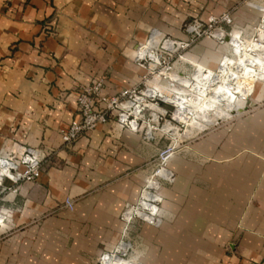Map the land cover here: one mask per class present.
<instances>
[{
    "label": "crops",
    "instance_id": "crops-1",
    "mask_svg": "<svg viewBox=\"0 0 264 264\" xmlns=\"http://www.w3.org/2000/svg\"><path fill=\"white\" fill-rule=\"evenodd\" d=\"M237 1L0 0V154L57 152L37 181L0 200V264H95L115 247L121 213L138 199L157 149L114 122L64 146L80 87L99 77L108 93L131 87L142 74L134 51L150 28L180 36L189 17ZM255 18L236 14L239 25ZM255 97L264 99V84ZM172 167L177 180L164 190L162 227L139 223L129 234L135 257L264 264V103L198 140Z\"/></svg>",
    "mask_w": 264,
    "mask_h": 264
},
{
    "label": "rangeland",
    "instance_id": "rangeland-1",
    "mask_svg": "<svg viewBox=\"0 0 264 264\" xmlns=\"http://www.w3.org/2000/svg\"><path fill=\"white\" fill-rule=\"evenodd\" d=\"M240 10L249 11L256 16L254 23L237 24L236 14ZM225 16H229L230 21H225ZM180 32L181 35L177 36L157 27L149 29L144 41L134 51V63L142 74L131 87L118 93H108L104 77L94 80L104 81L107 95H118L129 90L138 96L140 102L134 103L142 108V112L138 115L139 128L135 133L141 136L143 142L152 144L157 149L155 166L143 178L140 193L153 176L151 179L160 186L158 194L163 198L161 211L165 203V188L173 186L177 180L172 167L173 159L184 151L194 150L198 140L221 128H227L249 110L264 103V99L255 97L264 84V0H238L223 13L193 15L183 22ZM233 34L235 43L227 40ZM249 56L254 57L250 63L241 58ZM206 79L208 86L205 90L197 91L194 86ZM230 85L238 89L237 100L228 99L231 95L229 92L225 93ZM210 86H217L213 93L210 92ZM146 89L150 90L149 94L145 93ZM219 89L225 92L221 93ZM244 105L246 107L242 110ZM110 122L130 131L122 127L114 117ZM37 149L45 159V169L53 162L57 152L43 154ZM163 169L173 173L172 182L160 176ZM137 200L127 205L122 213L135 206ZM161 211V221L157 227L140 220L129 224L122 221L123 237L115 247L102 253L116 250L122 240L130 242L134 249V241L129 236L132 229L139 223L160 229L163 224ZM102 253L96 257L95 264H98ZM131 258H136L134 252L131 253Z\"/></svg>",
    "mask_w": 264,
    "mask_h": 264
},
{
    "label": "built area",
    "instance_id": "built-area-1",
    "mask_svg": "<svg viewBox=\"0 0 264 264\" xmlns=\"http://www.w3.org/2000/svg\"><path fill=\"white\" fill-rule=\"evenodd\" d=\"M224 20L230 21V17L225 16ZM149 92V89L145 90V93ZM134 102L140 101L138 96L129 90L118 95H107L103 80L81 86L77 95L78 118L62 132L64 146H71L81 136L102 124L109 123L113 117L122 127L137 132L138 115L142 108ZM44 160L41 152L31 146L25 148L19 159L0 154V200L7 192H17L20 184L37 181L44 171ZM160 174L170 182L174 180L173 173L166 169L161 170ZM151 178L140 193L135 206L121 214L120 218L124 223L140 220L155 227L160 224V204L163 198L158 194L160 186ZM66 205L70 209L74 207L71 200H67ZM6 217L5 213H0V226L4 225ZM134 251L130 242L122 240L116 250L102 253L98 258V264H145L137 258H131Z\"/></svg>",
    "mask_w": 264,
    "mask_h": 264
},
{
    "label": "bare ground",
    "instance_id": "bare-ground-1",
    "mask_svg": "<svg viewBox=\"0 0 264 264\" xmlns=\"http://www.w3.org/2000/svg\"><path fill=\"white\" fill-rule=\"evenodd\" d=\"M235 35V34H234ZM234 35H231V36H229V38L227 39V40H229L231 37H234ZM264 37V36H263ZM232 41V40H231ZM229 42V41H228ZM233 42V41H232ZM230 44H231V42H229ZM241 58H243V59H245V60H247L248 62L247 63H250V61L252 60V58H254V57H241ZM237 61H239V60H237ZM236 61V62H237ZM237 63H239V62H237ZM236 65V64H235ZM237 66V65H236ZM242 66L244 67V65L242 64ZM260 69V68H259ZM243 70V69H242ZM244 71V70H243ZM261 71V70H260ZM237 72V71H236ZM242 72V71H241ZM240 72V73H241ZM217 74V73H216ZM237 74H239V72L237 73ZM219 75H221V74H219ZM225 75V74H224ZM236 75V74H235ZM235 76H233V78H234ZM210 78H211V76H210ZM239 78V77H238ZM230 79V78H229ZM215 85V84H214ZM213 85V86H214ZM208 86V81H207V79L205 80V81H200V83L199 84H197L196 86H194V87H196L197 88V91L198 90H200V89H202V90H205V88ZM213 86H210V92H212V91H214V89H216V87L218 86H216L215 88H212ZM220 91L222 90V89H219ZM218 90V91H219ZM209 92V93H210ZM222 92H225V91H221V93ZM227 92H229V94L231 95V98L230 97H228V99H231V100H237L236 99V97H238L237 96V92H238V89L236 88V87H231V85L229 86V88L226 90V92L225 93H227ZM243 91H242V89H241V93H242ZM213 93V92H212ZM219 93V92H218ZM239 93V92H238ZM211 94V93H210ZM224 94V93H223ZM228 94V93H227ZM226 94V95H227ZM225 95V94H224ZM228 96V95H227ZM227 96H225V97H227ZM244 96H246V95H244ZM217 98V97H216ZM219 100H220V98H219ZM223 100V99H222ZM224 101H226V100H224ZM183 102H185V101H183ZM236 107H238L239 109H242L243 108V106H236ZM178 115V114H177Z\"/></svg>",
    "mask_w": 264,
    "mask_h": 264
}]
</instances>
